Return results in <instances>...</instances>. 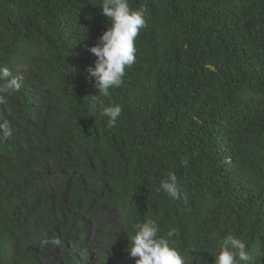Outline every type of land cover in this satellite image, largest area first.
<instances>
[{
  "label": "trees",
  "instance_id": "1",
  "mask_svg": "<svg viewBox=\"0 0 264 264\" xmlns=\"http://www.w3.org/2000/svg\"><path fill=\"white\" fill-rule=\"evenodd\" d=\"M101 3L0 0V67L21 78L0 103V264H42L44 241L57 264H93L96 220V264H135L147 219L175 229L187 264H214L229 233L264 264V0H128L146 26L110 97L85 71L110 27ZM170 172L182 199L159 190Z\"/></svg>",
  "mask_w": 264,
  "mask_h": 264
},
{
  "label": "clouds",
  "instance_id": "2",
  "mask_svg": "<svg viewBox=\"0 0 264 264\" xmlns=\"http://www.w3.org/2000/svg\"><path fill=\"white\" fill-rule=\"evenodd\" d=\"M100 9L110 22V27L89 49L96 60L94 66H88L85 71L88 74L86 78L95 82L100 95L110 97L109 89L122 85L125 69L135 62L134 40L139 30L146 26V21L143 11L132 10L128 0H102ZM20 80V77L12 75L9 68L0 67V103H6L8 96L20 90ZM101 110L107 118V126L115 127L122 107L110 103L101 105ZM0 132L5 138L13 134L9 121L0 123ZM181 164L187 166V159H182ZM159 190L173 200L184 198L177 186V176L171 172L160 182ZM133 231L126 251L129 257L135 258V264H187L167 238L175 234V229L169 230L167 237L161 236L157 223L147 219L134 224ZM249 259L246 243L229 233L214 256V264H248Z\"/></svg>",
  "mask_w": 264,
  "mask_h": 264
},
{
  "label": "rangeland",
  "instance_id": "3",
  "mask_svg": "<svg viewBox=\"0 0 264 264\" xmlns=\"http://www.w3.org/2000/svg\"><path fill=\"white\" fill-rule=\"evenodd\" d=\"M98 218V217H96ZM109 221L114 228L119 226V220L115 216L114 212L111 215ZM101 231V223L96 221H90L82 232V237L87 248L93 250L90 260L93 264L97 262V255L94 251L97 247V234ZM60 255V250L54 247L50 242H43V255L41 257L42 264H57Z\"/></svg>",
  "mask_w": 264,
  "mask_h": 264
}]
</instances>
